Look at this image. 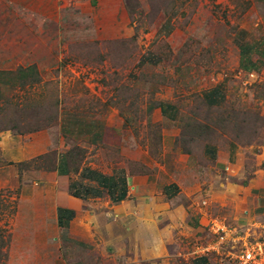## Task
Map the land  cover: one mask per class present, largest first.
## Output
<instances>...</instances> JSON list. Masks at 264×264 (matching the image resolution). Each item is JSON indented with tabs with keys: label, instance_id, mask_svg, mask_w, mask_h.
Here are the masks:
<instances>
[{
	"label": "rangeland",
	"instance_id": "obj_1",
	"mask_svg": "<svg viewBox=\"0 0 264 264\" xmlns=\"http://www.w3.org/2000/svg\"><path fill=\"white\" fill-rule=\"evenodd\" d=\"M174 7V0H0V135L44 131L56 144L19 163L0 146V264H57L33 240L21 189L25 173L55 170L62 108L100 124L93 143L69 148L75 172L91 159L143 184L156 181L150 190L170 256L103 264H196L218 237L212 223L264 236V70L241 71L235 40L239 32L264 37V0H186L170 33L155 36ZM148 56L155 62H144ZM217 90L211 105L205 97ZM163 104L175 105V120L162 115ZM231 143L234 164L206 158L207 145ZM169 183L179 187L172 201L160 197ZM207 256L235 264L226 254Z\"/></svg>",
	"mask_w": 264,
	"mask_h": 264
},
{
	"label": "crops",
	"instance_id": "obj_2",
	"mask_svg": "<svg viewBox=\"0 0 264 264\" xmlns=\"http://www.w3.org/2000/svg\"><path fill=\"white\" fill-rule=\"evenodd\" d=\"M174 2L172 13L163 14V24L155 29V36L170 33L176 11L186 0ZM236 35L238 67L247 74H259L264 70V37H249L241 32ZM144 62L155 60L148 56ZM219 97L217 90L205 100L216 105ZM160 111L169 120H175L178 114L173 104L161 105ZM96 126L100 127L96 117L69 113L62 108L57 125L55 170H35L22 176L21 198L31 217L33 240L46 259L56 260L57 264L129 261L131 255L132 261L158 263L170 256L164 247L171 241L167 242L169 238L165 239L161 232L157 197L150 190L156 181L152 186L143 184L121 167L98 166L91 159L77 172L71 166L69 148L75 142L84 146L93 143L100 133ZM55 145L49 132L44 131L25 137L0 135V146L5 152L10 149L16 163L41 157ZM234 151L231 143L223 149L207 145L204 153L210 161L227 168L234 164ZM75 191L79 196H75ZM179 194V187L169 183L160 197L172 201ZM147 215L150 221H144ZM199 258L196 264H211L208 256Z\"/></svg>",
	"mask_w": 264,
	"mask_h": 264
},
{
	"label": "built area",
	"instance_id": "obj_3",
	"mask_svg": "<svg viewBox=\"0 0 264 264\" xmlns=\"http://www.w3.org/2000/svg\"><path fill=\"white\" fill-rule=\"evenodd\" d=\"M208 228L218 237L215 243L198 251L200 256L226 254L235 264H264V236L254 238L249 229L229 228L218 223H212Z\"/></svg>",
	"mask_w": 264,
	"mask_h": 264
},
{
	"label": "trees",
	"instance_id": "obj_4",
	"mask_svg": "<svg viewBox=\"0 0 264 264\" xmlns=\"http://www.w3.org/2000/svg\"><path fill=\"white\" fill-rule=\"evenodd\" d=\"M75 196H79L78 192L75 191Z\"/></svg>",
	"mask_w": 264,
	"mask_h": 264
}]
</instances>
